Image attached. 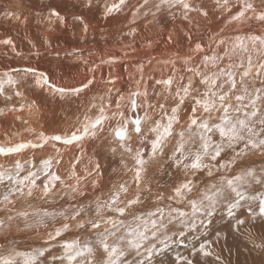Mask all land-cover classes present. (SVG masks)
<instances>
[{
  "label": "bare ground",
  "instance_id": "bare-ground-1",
  "mask_svg": "<svg viewBox=\"0 0 264 264\" xmlns=\"http://www.w3.org/2000/svg\"><path fill=\"white\" fill-rule=\"evenodd\" d=\"M19 1L25 9L27 6L28 11H30V9H35V6L32 7L27 5L25 0ZM252 2L257 9H264V0H252ZM189 3L194 8L207 11L208 16L205 17L201 15L199 11H192L188 13L189 19L185 20L183 19L182 9L162 4V10L158 11L155 7V5H157L156 0H148L146 5H144V2L142 1L140 4H134V7L139 8V14L136 18L137 22L135 23V21H132L128 25L129 27H126V30L113 36L108 34L106 37L102 36V38H97L90 37V34L78 36H73L70 33L52 34V32H49L50 28L48 29L46 27L47 25L51 26L52 24L48 23L47 12L44 13L45 11L42 12L41 17H39L40 14L38 16L39 18L35 16V18L39 19L38 22L34 20V25L39 28L43 27L42 25L44 24L42 31H40L39 28H27L32 30V32H30L31 38L25 34H18V36H16L15 31L17 28L15 30L12 28L9 31L7 30V32L2 31L3 33H6L7 37L11 38L13 42L17 40V37L20 40L21 47H26V44H30L33 41L32 38L36 39V41L43 39V43H46L45 41H47V45L50 43L48 48L51 52L43 54L40 49L34 48L35 50L37 49V52L39 53L33 57L20 59L18 67L10 69L9 71L1 69L4 72H12V74L14 72L19 75H25L27 79L22 81L19 85V91L26 94L19 96V99L16 100L18 104L12 107V110L14 111H7L8 113L0 119V144H16L27 141L36 143L38 142L36 133L41 131L46 134L70 131L72 126L77 124L78 117L80 120H83L86 112L87 115L93 118L97 114L96 109L87 111V107L89 103L92 102L94 96L97 97L96 102L99 103L98 97L101 95L106 96L108 90L111 89L114 106L117 94H123L127 98L130 92L136 90L138 80L140 81L139 86L141 91L145 88L148 90V101L150 103L156 105L159 103H165L166 108L170 109L174 106V101L171 98L166 100L165 97L167 96V92L165 86L156 83L158 80L166 79L170 75H173V63H165V61H171L173 57H176L174 60L175 80L172 86L173 92L176 88V81H178L180 76L184 77V83H187L188 79L192 77L194 86H199L202 91L203 86L199 85V78L193 77L192 73L185 70L186 66L183 59L184 57L191 56L189 66H200L204 55H212L214 53L223 54L224 48L229 47L237 36L247 37L249 35H258L264 37V24H261L255 19H248L242 22L233 21L229 23L230 16L237 10V0H230V4L233 5L232 13L224 12L222 9L217 10L214 0H189ZM94 4L93 1V5ZM81 5H83V3H81ZM97 5L98 4H96V6ZM141 5H143V7H141ZM87 10L88 8H86V12ZM130 10L132 11V9H129V11ZM76 11L78 14L86 13L82 10ZM95 17L97 18L98 16ZM144 17L148 19L149 23L144 21ZM19 19H27V17L21 16ZM33 19L28 18L27 22L31 21L33 23ZM92 19H94V17ZM111 19L110 22L112 21ZM15 20L17 21V19ZM73 21L74 19H72L70 23ZM35 22L37 23L35 24ZM122 22L126 21L122 20ZM98 24H101V22H98ZM111 24L113 23L111 22ZM150 24L155 28L157 27V30L149 31ZM123 25L124 24L122 23V26ZM132 29H135V33L130 35L129 33ZM101 30H103V27ZM8 34H10V36H8ZM100 34H103V32ZM169 37H171V39H169ZM217 38L223 39L226 43L221 45ZM94 42L96 44H93ZM197 42L204 46L202 52L194 51V46ZM246 43L249 42L246 41ZM76 47H80V49H75ZM249 48L251 50L250 43ZM252 55L254 63H259L261 59H264V48H260L259 55L255 52H253ZM110 58L112 59L111 63H102V61H107ZM83 60H87L88 64H84L82 62ZM224 63H227V61H224ZM141 65L143 67H141ZM13 66H16L15 63ZM90 67L94 69V72L88 71V68ZM29 68H35L38 71L46 72L54 83L64 87L80 86L93 76L95 79L93 84L89 85V87L82 93L61 97L59 94H53L46 88L36 86L34 83L36 77L31 73L26 72ZM208 71H212V69L209 68ZM109 77L113 79L112 83H108ZM141 77H143V79H141ZM259 86L260 82L258 79L250 85V87ZM157 93H160L161 95H157ZM24 96H26L27 100L30 102V106L27 108L26 105L22 104L21 106L19 104L20 99L24 100ZM144 99L143 96L137 97V102L141 104V107L135 112H129L126 110V115L130 117H143L146 108ZM124 103L127 104L130 103V101L126 99ZM190 104L191 101L189 99V101H186L185 105L182 106L180 112V124L174 126L176 132L187 126ZM148 112L152 119L143 123L142 131L147 133L148 139H151L152 134L148 132V129L153 121L159 118L160 114L158 109L155 111L148 109ZM219 114L220 113H213V117L217 115L218 120ZM25 121H27V123H25ZM115 124V120L105 122V131L100 133L96 139L85 138V140L81 142H74L70 145L56 142V147L60 148L59 158L61 162L60 164H56L54 161L52 171H55L65 184H74L75 180L70 176L71 166L75 162L76 157L80 156V163L76 165L75 171L77 176L84 178L80 182L81 194H73L69 188H65L57 182V189L53 190V194L49 196L46 203L41 208L44 210L49 209L50 212H59L61 209H70L71 207L79 205H84L86 208L91 205L92 208H94L97 198L106 199L109 196L113 185H118L127 181L129 192L127 197L122 195L121 200L126 202L127 199L132 198L133 195L139 191L141 192V203L134 205L129 212H126L128 218L125 221V224L120 226V229L123 228L125 231L128 226L135 227L137 222L133 220V213L135 215L146 217L148 212L155 211L157 207L164 209L165 223H168V213L171 208L179 209V211L188 213L190 216L192 210L187 204V201H183L182 205L177 206L176 201H170L167 199V196L171 194L172 188L185 178L181 171L170 166L171 161L167 156H160L156 160L151 161L154 166V168L150 170L152 171V175L150 174V171H148V165L146 166L147 172L144 176V181L141 183L140 188L137 189L133 179L134 173L123 167L117 159L102 154L103 149L110 150L111 147L116 144L115 139L108 132V128L115 126ZM132 127V124L129 123V135L131 138L127 142L131 144L133 149L143 147L147 156V154L150 153V144H148L147 140L141 144L140 138L131 131ZM29 129H35V132L29 131ZM193 131H195V129H193ZM176 139L177 137L175 134L172 138H169L164 149L165 154L172 150L176 143ZM213 139L219 140L218 134L213 136ZM196 146H198V140L197 144L193 145V148ZM56 155L57 154L52 147V142H49L42 148L28 147L19 153H12L9 156L0 155V165L5 166L14 164L16 160H19L22 164H26L27 166L39 165L41 159L49 156L55 157ZM129 158H131L130 155ZM226 158H228V153ZM96 163L99 164V169L94 170L93 165ZM132 167L133 165L128 169H131ZM85 168H87L88 172H91L92 174L87 175L84 171ZM246 168L254 169L257 178L264 177V154H261L258 151L249 152L248 155L243 158V163L238 161L232 168L218 173L216 178L213 176H207L206 172H197L191 177L194 181V187L193 192L189 194V198H197L199 190L204 189L207 185L212 183H217L222 174L231 177L234 173H239ZM217 179L218 181H216ZM43 180L44 177L41 175V178L37 183L41 184ZM152 180L154 182H151ZM93 181H95V185H93ZM146 185L151 188V191L147 190L145 187ZM241 190L245 193V196L248 199L242 200L238 209H234V217H229L226 204L221 202L217 204L211 217L205 218L203 216H198V218L195 219V227H190L189 225L192 221L189 220L188 217H185L184 219L186 223H181L179 219H173L172 222L168 224V229L162 231H166L170 235L175 232L176 238L173 239L178 241L175 244L177 250L180 248L179 244L186 246L193 241L192 243L198 246L199 242H202L204 239L213 240L214 243L210 250L213 251L214 255L203 257L198 253L194 258L196 264H264V220L260 217H257L255 220L251 219V213L249 211L250 208L253 211H258L259 200L252 199V197L258 198L264 195V183L251 182L242 187ZM158 193H162L165 196V199L157 200ZM166 205L168 206L163 207ZM121 206L123 207L124 204L122 203ZM92 215L93 213L88 214L85 219L92 218ZM104 215L108 216L113 214L105 213ZM172 216L177 217L178 213H172ZM116 218L119 219L120 217ZM236 218L245 220V224L240 226L239 231L234 230L233 227ZM63 222L62 218L57 217L55 221H52L51 223L49 222V225L56 224L57 227H59ZM69 223L72 225L70 228L72 232H68L67 236L64 235L66 236L65 240L70 241L78 239L76 238L78 236H83L87 241L90 240L94 243L96 237H93L91 229H78L76 228L74 221H69ZM105 225L106 224L104 223L101 224V226ZM181 231L184 233L183 236L180 235ZM217 232L221 234L219 240H216ZM119 235H122L120 231L117 233V236ZM110 238L113 239L114 237ZM181 241H183V243H181ZM44 244L46 243H43V247ZM171 244L173 245L174 242H171ZM257 245L260 246L257 247ZM31 248H33V246H31ZM145 248L147 247L144 246V249ZM165 248L163 250L168 249ZM177 252L178 251L176 250L174 251V255L171 258L172 262H174ZM15 253L13 252V254ZM158 254L159 253L156 255ZM182 255L192 258L189 251ZM140 256L142 257V255ZM161 256L162 255H160V257ZM217 256L219 257V260L216 259ZM148 261L150 260L148 259Z\"/></svg>",
  "mask_w": 264,
  "mask_h": 264
},
{
  "label": "snow or ice",
  "instance_id": "snow-or-ice-1",
  "mask_svg": "<svg viewBox=\"0 0 264 264\" xmlns=\"http://www.w3.org/2000/svg\"><path fill=\"white\" fill-rule=\"evenodd\" d=\"M84 7L91 8L93 0H81ZM148 0H144V5ZM126 4V0H112L111 3L104 4V15L107 17L113 12L121 10ZM162 4H167L171 7H178L183 10V19L188 20V13L199 11L201 15L207 17L208 12L204 9L194 8L189 0H160V3L155 5L157 9ZM217 10L232 13L233 5L230 0H214ZM143 7V5H141ZM138 12L139 9H136ZM135 14V13H134ZM9 16L15 19L20 17L16 13H8ZM74 19L83 25V31L88 30L87 23L84 22L83 16H75ZM248 19H255L264 24V9H257L252 0H237V10L229 18V23L236 21L242 22ZM47 21L49 24L60 22L64 23L65 17L61 15L56 8H51L48 13ZM135 29L129 33L134 34ZM171 39V37H169ZM190 39V37H189ZM219 39V38H217ZM249 42L251 50L249 48ZM47 43V41H45ZM219 43L224 45L226 42L219 39ZM0 44L11 45L15 51V46L11 38L0 40ZM203 45L199 42L195 43L194 51L202 52ZM260 48H264V37L258 35H249L247 37L237 36L229 47L224 48L223 54L214 53L212 55H204L200 66H189L191 56L184 57L185 70L193 74V77L199 78V85L203 86V90L199 86H194L193 78L190 77L187 83H184V77L180 76L176 81V88L173 92L172 86L175 80V64L173 57L171 61L165 63H173V75L166 79L158 80L157 84L165 86L167 96L165 99L171 98L174 101V106L170 109L166 108L165 103L158 105L148 101V90L140 89V81H137V88L130 92L126 98L123 94H117L115 104L113 106L112 90L98 97L99 103L96 102L97 97L92 98L87 111L96 109V115L93 117L84 114L83 120L77 118V124L73 125L70 131L46 134L41 131L36 133L37 141L20 142L16 144H0V155L9 156L12 153H19L22 150L32 148H42L49 142H52V147L56 152V156H49L41 159L39 166L33 165L27 169L26 174L21 175L25 171L24 164L19 160L14 162L13 168H4L0 165V184L5 180L9 182L7 191L0 196V205H4L7 210L8 205L16 203V197H32L34 190L40 189L41 198L49 197L53 194L57 182L65 188H69L73 194H81L80 182L83 177L76 174V165L80 163V156H77L75 162L71 166L70 176L75 180L72 185L65 184L61 177L53 169V162L60 164L59 158L60 148L56 147V142L64 145H70L74 142H81L85 138L96 139L99 134L105 131L104 124L112 120L116 121L115 126L109 127L108 132L116 141L115 146L111 147V151L115 153L118 149L122 154L126 153L133 160V167L127 168L134 173V183L137 189L140 188L144 181V176L147 172V165L156 160L160 156H164L165 146L175 134L177 137L176 143L171 150L168 159L171 161V167L184 174V179L177 183L171 190V194L167 196L170 201L177 203L187 201L191 207V215L181 212L179 209L171 208L168 213V223H165V212L163 208L157 207L155 211L147 213L146 217L141 215H133V220L136 221L135 227L128 226L124 234L117 236L120 226L125 224L123 219L116 217H124L126 212H129L134 205L141 203V192L137 191L132 198L125 201L121 200V196L127 197L129 188L128 182H122L118 185H113L109 196L106 199L97 198L95 207L89 205L87 208L84 205L71 207L70 209H61L59 212L40 210L29 213L28 211L17 212L18 217L24 218L26 221L30 216L35 217V225L48 227L47 221H55L57 217L64 221L59 227H54V230L47 234L49 241L56 240L68 232L72 227L69 221H74L78 229L97 230L101 228V224H108L111 227H105L102 231L95 233V244L99 246L104 254L103 264H128L125 259L127 249L135 250L137 255L140 254V249L144 247L146 241L158 240L164 247H168L166 241L168 239L166 231L168 224L173 219H179L181 223H186L185 217H188L192 223L190 227H195V219L198 216L205 218L211 217L215 211L217 204L223 202L227 206L229 217H234V209L240 206L242 200L248 199L245 193L241 190L242 187L251 182L264 183V177L257 178L255 170L246 168L239 173H234L228 177L221 175L217 183L207 185L204 189L198 191L197 198H189V194L193 192L194 181L191 178L197 172H206L207 176H213V169L216 172L227 171L236 165L238 161L243 163V158L249 152H260L264 154V59L259 63H254L252 53L259 55ZM19 54V53H17ZM237 57V58H234ZM227 61V63H224ZM88 64L87 60L82 61ZM111 63L110 58L102 63ZM141 67H143L141 65ZM211 68L212 71H208ZM242 70V71H241ZM18 71V70H17ZM88 71L94 72L93 68H88ZM27 73H31L36 77L34 83L40 88H46L53 94H59L61 97L78 95L82 93L89 85L93 84L95 77L88 79L86 83L80 86L64 87L54 83L51 77L43 71H38L35 68H29ZM0 79V95H5L4 85L8 84L15 87L19 82L15 80L10 72H4ZM143 79V77H141ZM259 80V87H250L256 80ZM113 79L109 77L108 83H112ZM16 96H22L20 91L15 92ZM157 95H161L157 93ZM143 96L144 104L146 105L144 116L130 117L126 115V110L135 112L141 107L137 102V97ZM6 99H11V96H6ZM130 103H124L125 100ZM191 101L190 111L188 115V124L186 128L180 131H175V125L180 124V112L186 101ZM34 104V102H33ZM148 109L159 111V118L155 119L149 127L148 132L152 134V138L148 139L147 133L142 131V125L145 121L151 120ZM213 113H220L218 120L213 122ZM19 119V117H18ZM27 123V121H25ZM129 123L132 124L131 131L139 138L141 144L148 141L150 144V153H145L143 147L133 149L130 143ZM195 129V131H193ZM35 132V129H29ZM219 136V140H214L213 136ZM198 146L193 148V145ZM231 153L230 158H226L227 153ZM91 163V162H90ZM123 163V161H122ZM94 170L99 169V164L93 165ZM84 171L87 175H91L88 169ZM43 175L44 180L41 184L37 181ZM95 185V181H93ZM148 191H151L149 186H145ZM165 196L162 193L157 194V200H163ZM258 199V211L249 209L251 219L255 220L260 217L264 220V195L260 197H252ZM124 204L122 207L121 204ZM88 209L92 210V218L85 219L88 216ZM105 213L113 215L105 216ZM172 213H178L177 217H173ZM79 218V219H78ZM13 217L9 216L8 220ZM245 224V220L236 218L234 230L239 231L240 226ZM4 226V221H0V227ZM31 227L32 225H27ZM180 235L184 233L181 231ZM221 234L216 233V240H219ZM114 237V241L109 243V238ZM47 243V241H46ZM183 243V241H181ZM213 240L204 239L197 245H192L190 255L185 256L176 253L174 264H196L195 257L199 253L203 257L214 255L211 251ZM124 245L123 247L121 245ZM260 245H257L259 247ZM63 253L58 256H53V261H59V264H97L93 259L95 250L92 241L81 243L80 239L65 240L61 244ZM155 248V244H151L146 248L148 257L150 258ZM47 248H38L33 252H16L15 256L21 257L22 261L18 262L11 256H0V264H38L40 257L45 255ZM219 260V257H216ZM137 264V262H133ZM138 264H145L144 260H140Z\"/></svg>",
  "mask_w": 264,
  "mask_h": 264
},
{
  "label": "rangeland",
  "instance_id": "rangeland-1",
  "mask_svg": "<svg viewBox=\"0 0 264 264\" xmlns=\"http://www.w3.org/2000/svg\"><path fill=\"white\" fill-rule=\"evenodd\" d=\"M79 1H81V0H75V1L74 0H43V1L42 0L41 1L40 0H36V1L35 0H25V2H27V5L32 6V7L35 6L34 7L35 9L28 8V9H30V11H28L27 6L25 9L20 4L19 0H0V40H4V39L8 38L6 33H3L2 31L7 32V30L9 31L12 28L14 30L17 28L15 31L16 36H18V34H25L31 38L30 32H32V30L27 29V28L30 27L32 29H38L39 27L34 25V20H36L38 22L39 19H37V18L42 16V12L45 11L44 13H46V12L48 13L51 8H56V10L59 11L61 13V15H63L65 17L64 23H60L57 21L55 23H52L51 26H48V25L46 26L48 29L50 28L49 32L50 33L52 32V34L53 33H70L73 36L90 34L89 35L90 37H97V38H102V36L106 37L108 34L112 35V36L117 35V34L123 32L124 30H126L127 29L126 27H129L128 25L132 21H135V23L137 22L136 18H137V15L139 13L138 12L136 13V9H139V8L134 7V4H140L141 1L144 2V0H130V1L126 0V5L122 6L120 11L113 12L112 14L108 15L107 17H104L105 16L104 10H103L104 4L106 2L111 3L112 0H111V2H110V0H96V1L93 0L95 4L91 8H88L87 12H86V7H84V5H81L82 2H79ZM35 2H36L37 6L35 5ZM156 2H157V4H159L160 0H156ZM7 3H8V5H7ZM96 4H98V5L96 6ZM127 5L129 6V8ZM129 9H132V11L131 10L129 11ZM26 10H27V12H26ZM76 10H82L83 12H86V13L78 14V12ZM157 10L160 11V10H162V8L160 7ZM37 12H38V15H37ZM94 12L95 13L97 12V13L95 14ZM8 13H16L19 17L26 16L27 19L28 18H31V19L34 18L32 20L33 23L31 21L27 22V19H22V20L17 19V21H16L15 18H12L11 16H9ZM47 13H46V15L48 17ZM134 13H135V15H134ZM39 14H40V16H39ZM33 15H34V17H33ZM78 15L83 16L84 22L87 23V25H88V30L86 33L83 31V25L79 21H76L74 19V17L78 16ZM91 15L94 17L95 20L92 19L93 17ZM35 16H37V18H35ZM95 16H98V17L96 18ZM72 19H74V21L70 23V21ZM110 19L112 20L111 22L113 24H111ZM122 20L126 21V22H122ZM45 21H46V19H45ZM144 21L149 23L148 19H146L145 17H144ZM37 22H35V24ZM98 22L99 23L101 22V24L103 26L101 24H98ZM122 23L124 24L123 26H122ZM105 24L109 25L110 27L106 26ZM42 26L44 27V24ZM101 26L103 27V30H101L102 29ZM8 27H10V28H8ZM43 27H40L39 30L42 31ZM113 27H115V28H113ZM99 28H101V29H99ZM106 28H107V30H106ZM156 30H157V27L155 28V27L151 26V24L149 25V31H156ZM102 32H103V34H100ZM8 36H10V34H8ZM16 39L17 40L15 42H13V44L15 46V51L13 50L11 45L0 44V79H6L5 77H3L4 71H9L10 69L18 67V63L20 62L19 61L20 59L25 58V57H28V58L33 57L37 53H39V52H37V49H40V51H42L43 54L47 53V52H51V50L48 48V46H50V43L48 45L46 43H43V39H41L40 41H36V39L32 38L33 41L30 44H26V47H21L20 40L17 37H16ZM93 44H96V43L94 42ZM34 48H37V49L35 50ZM75 49H80V47H76ZM17 53H19V54H17ZM14 63L16 66H13ZM24 66H21V67H24ZM29 66H32V65H29ZM1 69L4 71H2ZM10 74L19 83L15 87L8 85V84L4 85L5 95L11 96V99L10 100L6 99L5 95H0V119L3 116H5L8 112L14 111V110H12L13 109L12 107H14L18 104V102H16V100L19 99V96H16L15 92L19 91L20 83L27 79V77L25 75H19V74H16L14 72H13V74H12V72ZM23 94H26V93H23ZM23 98L25 101L23 99H20L19 104L21 106H22V104L26 105V108H27L28 106H30V102L27 100L26 96H24ZM12 104H13V106H12ZM215 121H217V115L213 117V122H215ZM102 154L107 155L108 157L117 159L123 167L125 164L127 165V168H129L131 165H133V160H131V158H129V155L126 153L122 154L119 149L115 153H113L111 150L103 149ZM170 154H171V150L166 152L165 156L168 157ZM230 155H231V153L229 152L228 158H230ZM122 161H123V163H122ZM35 166L38 167L39 165H35ZM24 167H25V171L22 172L21 175L25 174L27 169H29V168H32V170L35 169V168L33 169V166H27L26 164H24ZM4 168H6V169L7 168H13V170H14V164L5 165ZM153 168H154V166L150 162L148 164V171H150ZM222 172H223V170H222ZM218 173H221V172H216L215 169H213V177L214 178L217 177ZM150 174L152 175V171H150ZM216 181H218V179ZM151 182H154V181L152 180ZM8 185H9V182L7 180H5L4 183L0 184V196H2V194L5 191H7ZM56 189L57 188H55L54 190H56ZM48 198L49 197L42 199L40 189H36V190H34L32 197H27V196L16 197L15 198L16 203L14 205H8L7 210L5 209L4 205H0V221H4V226L0 227V240H1L0 243L2 244V245L0 244V256H11L14 259H16L18 262H20V261H22V258L15 256V254H13V252L14 253L15 252H33L35 249L46 248V246H47L48 250L45 252V255L43 257L39 258L38 264H59V261H53L52 257L61 255L63 253V249L61 248V244L65 241V237L67 236L68 232L71 233L72 231L69 230L68 232L64 233L62 236L57 237L56 240L49 241L47 239V234L49 232L53 231L54 227H57L56 224L49 225L52 222L51 220L47 221L48 227H43V226H36L35 225V219H36L35 217L30 216L28 218V220L26 221L24 218L17 216V212H19V211H28L29 213H32L34 211H40V209L44 210L41 207H43V205L46 203ZM182 204H183V202L176 203L177 206H180ZM167 206L168 205L163 206V207H167ZM92 209H94V208H92ZM237 209L238 208H236V210ZM47 210L49 211V209H47ZM90 213H92L91 209L88 210V214H90ZM9 216L13 217V219L11 221L8 220ZM127 218H128V216H126V214H125L124 217H120L119 219H124V221H126ZM26 224L32 225V226L28 227V226H26ZM105 227H111V225L106 224L105 226H101L100 229H97V231L92 230L93 237H96L95 233L98 231H102ZM121 229L119 231L122 234L125 233L126 230L124 231L123 228H121ZM82 230H84V229H82ZM82 230H81V232H82ZM64 235H66V236H64ZM166 235L168 237L166 243L169 246L166 248H168V249L163 247L164 244H161L158 240H156V242L151 241V240L145 242L144 246L147 248L151 244H153V243L155 244V248L153 249V252H152L153 256L151 255L150 258L147 256L148 254L146 252V248L144 249V247H142V249L144 251L142 249H140L139 255H137L135 250L127 249V255H126L125 259L127 260L128 264H133V262H135V261L138 264V262L141 259L142 260L144 259V261H146L145 264H149V263L155 264V261H156V264H165V263L174 264V262L171 261L172 260L171 258L173 257L175 250L178 251L180 254L186 253L188 251L190 253L192 245H194L192 243L193 241L191 242V244L186 245V246L179 244L180 248H179V250H177L175 247L176 246L175 244L178 241L174 240L176 238L175 232H174V234L172 233L171 235L166 232ZM76 238L82 240L81 243H84L85 241H87L85 239V237H83V236H78ZM169 238H172V239H169ZM111 239L112 238H109V241H110L109 243L113 242L115 238H113L112 240ZM27 240H29V241H27ZM46 241H47V243H46ZM170 241L172 243L174 242V244H173L174 246L171 244ZM43 243H46V244H44V247L42 246ZM30 244H31V246H33V248H31ZM24 246H28V247H24ZM121 246L123 247L124 245L122 244ZM13 247H14L15 251H14ZM93 247L95 250V254H94L93 259L97 262V264H103L104 254L102 253L99 246L95 244V241L93 243ZM173 247H174V250H173ZM164 248L166 250H163ZM170 248H171V250H170ZM183 248H184V250H183ZM141 251H143V252H141ZM144 252H145V255H144ZM170 252H171V254H170ZM157 253H159V254L156 255ZM140 255H142V257ZM160 255H162V256L160 257ZM168 255H169V257H168ZM148 259L150 261H148ZM157 259H158V261H157ZM159 262H161V263H159Z\"/></svg>",
  "mask_w": 264,
  "mask_h": 264
}]
</instances>
